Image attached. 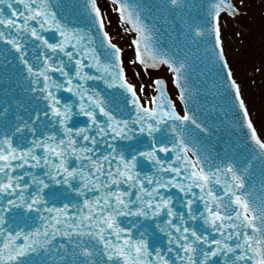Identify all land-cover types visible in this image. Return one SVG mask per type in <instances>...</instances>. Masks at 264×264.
Here are the masks:
<instances>
[{"label": "snow or ice", "instance_id": "obj_1", "mask_svg": "<svg viewBox=\"0 0 264 264\" xmlns=\"http://www.w3.org/2000/svg\"><path fill=\"white\" fill-rule=\"evenodd\" d=\"M243 3L207 0L191 26L211 41L243 132L238 153L221 157L191 135L209 131L192 107L191 62L161 41L143 0L108 4L134 48L128 62L100 0H83L84 23L66 0H0V56L41 105L0 120V264H264V130L222 39V16ZM162 67L171 86L150 75Z\"/></svg>", "mask_w": 264, "mask_h": 264}, {"label": "water", "instance_id": "obj_2", "mask_svg": "<svg viewBox=\"0 0 264 264\" xmlns=\"http://www.w3.org/2000/svg\"><path fill=\"white\" fill-rule=\"evenodd\" d=\"M100 2L102 4V0ZM164 3L165 0H143V6L151 10L150 15L157 24L161 41L170 49H178L179 54L187 56L191 62L192 83L199 92L193 98L192 107L200 122L209 129L204 133L193 126L191 135L194 139L198 138V142L208 150L209 154L215 153L221 157L236 155L243 144V132L235 126L234 112L223 94L221 83L223 73L214 59L211 41L196 37L191 29L194 23L202 22L205 18L207 0H186L188 7L175 13H169L163 7ZM82 4L83 0H66V15L73 21L84 23L86 16L80 7ZM225 54L227 56L226 50ZM8 60L10 63L5 62L4 57L0 56V106H10L8 113L0 117V120L12 121L15 115L25 114L20 104H23L28 111L41 105L30 100L26 92L27 83L23 78V70L12 61L11 57ZM100 86L103 87L102 83ZM109 92L112 100L122 105L119 92L113 90ZM180 104L183 108V104ZM259 179V166H257V176L253 179V184L258 185ZM68 195L74 194L68 193Z\"/></svg>", "mask_w": 264, "mask_h": 264}, {"label": "rangeland", "instance_id": "obj_3", "mask_svg": "<svg viewBox=\"0 0 264 264\" xmlns=\"http://www.w3.org/2000/svg\"><path fill=\"white\" fill-rule=\"evenodd\" d=\"M109 1L102 0L108 18L112 20L110 31L125 49L126 62L134 58V48L129 36L117 26L115 13L108 8ZM224 47L258 130H264V0H244L241 14L237 17L222 16ZM139 65H129L128 74L137 79ZM145 79L147 75L143 74ZM152 77H165L171 81L166 68L152 71ZM174 90V89H173Z\"/></svg>", "mask_w": 264, "mask_h": 264}, {"label": "bare ground", "instance_id": "obj_4", "mask_svg": "<svg viewBox=\"0 0 264 264\" xmlns=\"http://www.w3.org/2000/svg\"><path fill=\"white\" fill-rule=\"evenodd\" d=\"M157 72V71H156Z\"/></svg>", "mask_w": 264, "mask_h": 264}]
</instances>
